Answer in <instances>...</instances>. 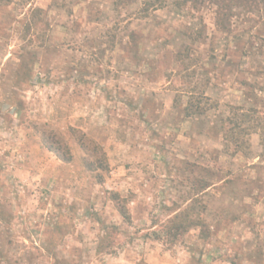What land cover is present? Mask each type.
I'll return each mask as SVG.
<instances>
[{
	"label": "rangeland",
	"instance_id": "1",
	"mask_svg": "<svg viewBox=\"0 0 264 264\" xmlns=\"http://www.w3.org/2000/svg\"><path fill=\"white\" fill-rule=\"evenodd\" d=\"M245 3L222 23L210 0H0V264H264V0Z\"/></svg>",
	"mask_w": 264,
	"mask_h": 264
},
{
	"label": "trees",
	"instance_id": "2",
	"mask_svg": "<svg viewBox=\"0 0 264 264\" xmlns=\"http://www.w3.org/2000/svg\"><path fill=\"white\" fill-rule=\"evenodd\" d=\"M203 1V0H202ZM211 3L215 4L217 6V17H219V21H221L222 23H225V21H227L231 16H233V8L237 7L238 5H242L243 2H246L245 4H251V5H256L258 0H210ZM247 4V6H248ZM188 113L190 114V112L188 111ZM69 130H71L73 136L76 139V130H74L73 128H69ZM43 133L46 134L43 130ZM82 135L80 136V138H83ZM51 136L49 134H47V136L44 138L43 137V145L44 147L50 152L55 153V155L59 156V149L58 147L54 146L53 141L51 140ZM80 138L76 139L78 144H80L83 149H85L86 151H88L86 149V145H83L82 140H80ZM88 154H85V156L82 159V164L84 166V168L89 171V172H95L94 177L96 178L97 181H101V173L102 171H104L106 169V162L105 160H101L99 158L95 157V160H89L87 158ZM60 157V156H59ZM60 159L62 161H71V155L66 152L65 154H62V157H60ZM189 213L188 211L185 212V214L183 215V217H181L179 222H182L183 220H185L188 217ZM195 225H198V221L195 222ZM111 235H112V231L109 230L107 232H105V234L103 235V237L100 239L101 242H99L100 246L99 249L102 250L105 246L106 248L108 247V243L111 240ZM139 264H146V263H139Z\"/></svg>",
	"mask_w": 264,
	"mask_h": 264
}]
</instances>
